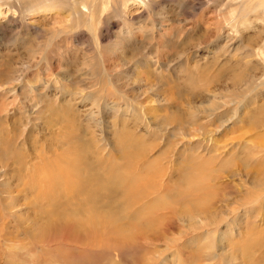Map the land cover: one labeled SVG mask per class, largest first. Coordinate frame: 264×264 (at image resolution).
<instances>
[{"label": "rangeland", "instance_id": "rangeland-1", "mask_svg": "<svg viewBox=\"0 0 264 264\" xmlns=\"http://www.w3.org/2000/svg\"><path fill=\"white\" fill-rule=\"evenodd\" d=\"M92 1L0 0V264H264V0Z\"/></svg>", "mask_w": 264, "mask_h": 264}, {"label": "bare ground", "instance_id": "bare-ground-1", "mask_svg": "<svg viewBox=\"0 0 264 264\" xmlns=\"http://www.w3.org/2000/svg\"><path fill=\"white\" fill-rule=\"evenodd\" d=\"M52 1H54V2H57L58 4H59V6H61V7H65V5H66V2H67V0H52ZM70 1H76L75 2V5L74 6H78V5H76V3H78L77 2V0H70ZM83 1V0H82ZM95 1H97V0H95ZM138 1V0H137ZM142 1V0H141ZM98 2V1H97ZM142 3V2H141ZM143 3H146L145 1L143 2ZM73 4V3H72ZM96 4H98L99 5V2L98 3H96ZM2 5V4H1ZM97 5V6H98ZM144 6H145V4H143ZM79 6L80 7H82L83 8V12H81V13H79V11H78V13H79V16H81V17H83L84 16V18H85V20H86V22H85V24L86 25H88V27H92V25L93 24H95L94 22L92 23V21H93V18H94V20H96L95 18H96V15H94L93 16V14H97V10H98V8L95 6V4H94V1H92V0H86V1H83V2H79ZM78 6V7H79ZM109 6H110V4H109ZM108 6V8H110ZM260 6H261V4H260ZM21 7V6H20ZM24 8V7H23ZM96 8H97V10H96ZM12 9V8H11ZM26 9L28 10V8L26 7ZM21 11H22V9H20ZM96 10V11H95ZM76 11V10H75ZM94 11H95V13H94ZM20 12V11H19ZM73 12V11H72ZM21 14V13H20ZM21 18V17H20ZM80 18V17H79ZM83 20V19H82ZM80 21V20H79ZM24 25V24H23ZM25 26V25H24ZM1 27H2V25H1ZM92 31V30H91ZM5 32V31H4ZM9 32V31H8ZM260 55H262L261 57H263V59H264V54L261 52L260 53ZM190 186H194L195 185V183L194 182H190V184H189ZM162 196H164V195H162ZM178 197H179V199H183V195H182V193H180L179 195H178ZM199 199V198H198ZM198 199H196V200H198ZM199 200H201V199H199ZM187 207H192L193 205L191 204V203H187V205H186Z\"/></svg>", "mask_w": 264, "mask_h": 264}]
</instances>
